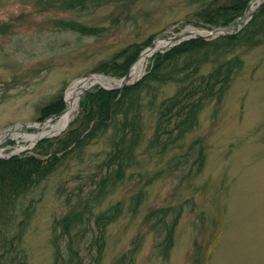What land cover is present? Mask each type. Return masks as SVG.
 Returning a JSON list of instances; mask_svg holds the SVG:
<instances>
[{
  "label": "rangeland",
  "instance_id": "374dc122",
  "mask_svg": "<svg viewBox=\"0 0 264 264\" xmlns=\"http://www.w3.org/2000/svg\"><path fill=\"white\" fill-rule=\"evenodd\" d=\"M198 2L89 0L74 8L69 0H0V134L11 128L19 132L14 140L0 142L1 154L20 146L28 147L22 153L32 152L35 145L28 146L26 136L36 130L40 106L59 92L65 103L66 90L77 79L94 73L115 77L97 68L121 50L154 36L151 43L140 44V55L156 39L180 30L216 28L194 23ZM67 20L100 30L84 34L65 28L61 22ZM256 37L255 46L236 51L243 69L226 94L205 102L198 126L182 140L183 147L198 140V148L204 149L201 172L189 176L188 167L169 165L172 153L162 156L148 148L152 124L135 163L121 181L109 182L107 192L98 194L92 173L103 158L102 143L69 154L26 197L33 207L23 238L27 264H54V238L60 234L54 221L71 211L85 212L83 204L93 203L94 195V214L117 202L123 205L118 218L106 226L100 264H117L124 252L138 248L137 240L133 264H264V36ZM172 91L166 88L167 94ZM138 192L143 197L135 212L129 208L130 198ZM176 204L184 209L165 256L156 245L165 230H152L145 218L154 207ZM91 221L94 235L88 233L78 244L83 264H94L87 248L98 230L94 217Z\"/></svg>",
  "mask_w": 264,
  "mask_h": 264
},
{
  "label": "trees",
  "instance_id": "16d2710c",
  "mask_svg": "<svg viewBox=\"0 0 264 264\" xmlns=\"http://www.w3.org/2000/svg\"><path fill=\"white\" fill-rule=\"evenodd\" d=\"M88 1L69 0V4L74 8L77 5L84 7ZM250 1L199 0L193 12L194 23L204 27H227L243 16ZM61 23L65 28L84 34H95L100 30L97 26L70 20ZM258 34L264 36V3L237 34L183 41L165 52L154 54L146 73L133 84L118 90L94 87L86 91L81 95L77 115L64 132L38 142L32 152L0 158V264H27L23 238L33 207L31 202L26 203V197L52 175L69 154H79L90 144L101 142L104 147L103 158L94 165L95 172H92L98 194L101 190L108 191L109 182L116 183L124 178L127 169L136 161L137 151L150 124L153 131L145 144L148 148L158 149L162 156L172 153L169 165L182 170L188 167L186 173L189 176L201 172L204 149L198 148V140L183 149L185 143L182 140L198 126L205 102L219 101L226 94L236 74L243 69V61L236 51L243 46H255ZM153 37L121 50L102 62L97 71L123 76L139 55L140 44L151 43ZM167 87H173L171 94H167ZM64 105L63 93L59 92L40 106L39 121L61 112ZM190 157L193 158L191 161ZM94 196L93 203L98 199L97 195ZM142 197L141 192L133 195L129 208L136 212ZM93 203L83 204L85 212L71 211L54 221L55 228H60V234L54 238V264H83L79 245L88 233H94L92 217L98 234L93 236L87 251L94 264H100L105 249L106 226L118 218L123 205L117 202L94 214ZM183 209V204L159 206L146 214L145 221L151 224L152 230H165L163 240L156 243L165 256ZM61 237L65 240L63 247ZM135 242L139 248L140 241ZM138 248L124 252L118 262L129 259L128 264H133L131 261Z\"/></svg>",
  "mask_w": 264,
  "mask_h": 264
},
{
  "label": "bare ground",
  "instance_id": "6f19581e",
  "mask_svg": "<svg viewBox=\"0 0 264 264\" xmlns=\"http://www.w3.org/2000/svg\"><path fill=\"white\" fill-rule=\"evenodd\" d=\"M260 1L261 0H254L251 5V9H254V6ZM166 45H168L166 40L158 38L154 41V45L152 47L142 51L139 58L132 64V66L129 69L128 72L129 81H134L138 77H140L151 55L155 51L165 48ZM118 84H119V79L106 77L103 74H93L89 77H86L85 79L82 78L75 80L66 90L65 93L66 107L63 113L53 118L52 120L46 121L41 125L37 123L34 124V127H36L37 130L26 136V139L29 140L28 146H31L41 136L58 133L69 123V121L71 120V118L73 117L76 111L78 97L84 88L90 85L116 86ZM18 133L19 132H14L11 134V136L16 138ZM2 135L3 133L0 134V142ZM22 147L23 146L16 147L14 150L18 151ZM0 154H1V150H0Z\"/></svg>",
  "mask_w": 264,
  "mask_h": 264
},
{
  "label": "water",
  "instance_id": "95a60500",
  "mask_svg": "<svg viewBox=\"0 0 264 264\" xmlns=\"http://www.w3.org/2000/svg\"><path fill=\"white\" fill-rule=\"evenodd\" d=\"M264 2V0H261L255 7L254 9H251V4L253 3V1L247 6L243 18L240 20V22L233 28H227V27H218V28H214L211 30H207V29H197V28H188V29H184L181 30L177 33H174L173 35L167 36L165 38H163V40H166L168 45L165 46V48H163L162 50H158V51H164L166 49H168L169 47L176 45L180 42H183L185 40L191 39V38H204V39H210V38H214V37H219V36H231L234 35V33L236 34L237 32H239L243 26L249 21V19L252 17L253 13L255 12V10ZM154 45V42L148 46L147 48H150ZM93 75V74H92ZM91 76V75H89ZM88 76V77H89ZM86 77H84L83 79H85ZM128 72L119 79V84L116 86H101L98 85L99 88H103V89H107V90H117V89H121L129 84H131L132 82L129 81L128 79ZM92 88V86H88L86 88H84L82 90V93L90 90ZM78 103H79V99L77 101V107H78ZM63 111L59 114H54L52 116H50L49 118H47L46 121L52 120L53 118L59 116L60 114H62ZM46 121H42L39 122L38 124L41 125L43 123H45ZM67 126V125H66ZM66 127H64L60 132H62L63 130H65ZM15 130L14 128L11 129H7L3 132V135L1 136V141L3 140H14L15 138L11 136L12 133H14ZM59 132V133H60ZM52 134V135H44L39 137L32 145H35L36 143H38L39 141L45 139V138H49V137H53L56 136L57 134ZM28 134V133H27ZM26 148H28L27 146H23L20 150L18 151H11L8 154H0V158H5V157H11L13 155H17L20 152H22L23 150H25Z\"/></svg>",
  "mask_w": 264,
  "mask_h": 264
}]
</instances>
